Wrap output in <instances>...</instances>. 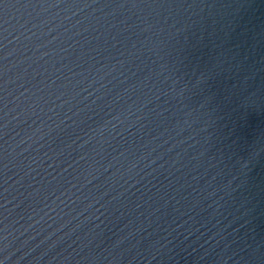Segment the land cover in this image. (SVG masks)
<instances>
[{
	"label": "water",
	"instance_id": "1",
	"mask_svg": "<svg viewBox=\"0 0 264 264\" xmlns=\"http://www.w3.org/2000/svg\"><path fill=\"white\" fill-rule=\"evenodd\" d=\"M2 264H264V0H0Z\"/></svg>",
	"mask_w": 264,
	"mask_h": 264
},
{
	"label": "snow or ice",
	"instance_id": "2",
	"mask_svg": "<svg viewBox=\"0 0 264 264\" xmlns=\"http://www.w3.org/2000/svg\"><path fill=\"white\" fill-rule=\"evenodd\" d=\"M0 264H2V262H0Z\"/></svg>",
	"mask_w": 264,
	"mask_h": 264
}]
</instances>
